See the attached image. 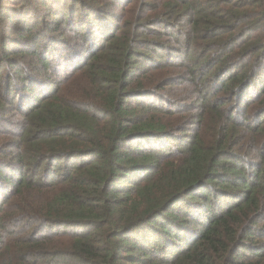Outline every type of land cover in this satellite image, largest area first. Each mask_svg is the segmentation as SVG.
<instances>
[{"label": "trees", "instance_id": "obj_1", "mask_svg": "<svg viewBox=\"0 0 264 264\" xmlns=\"http://www.w3.org/2000/svg\"><path fill=\"white\" fill-rule=\"evenodd\" d=\"M0 264H264V0H0Z\"/></svg>", "mask_w": 264, "mask_h": 264}]
</instances>
